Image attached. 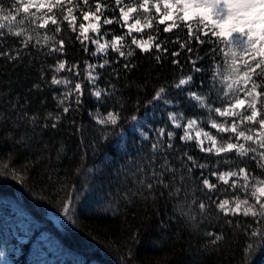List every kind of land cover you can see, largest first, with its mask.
<instances>
[{"label":"snow or ice","instance_id":"snow-or-ice-1","mask_svg":"<svg viewBox=\"0 0 264 264\" xmlns=\"http://www.w3.org/2000/svg\"><path fill=\"white\" fill-rule=\"evenodd\" d=\"M113 25L120 31L105 27ZM69 41L79 43L83 67L80 60L68 59ZM138 54L157 65L170 62L173 75L157 82L150 97L133 102L134 151H125L113 174L114 199L131 202L140 196L155 202L156 193L182 197L176 210L193 228L215 215L221 234L204 233L212 246L224 239L225 226L245 238L242 264H248L264 242V172L256 175L251 167L256 161L264 169V0L0 2V63L13 69L39 65L28 93L50 90L56 111L42 120L30 115L27 95L23 103L9 97L0 110L14 126L31 125L33 136L71 118L79 137V172L89 152L95 155L111 137L127 131L121 126L128 119L123 115L127 104L115 100L120 95L115 81L138 67ZM87 96L95 98L96 108L88 110L86 125L74 114L85 109ZM192 145L201 157L192 154ZM104 163L111 161H101L96 169L100 179L111 171ZM82 194L73 184L61 215L71 220Z\"/></svg>","mask_w":264,"mask_h":264},{"label":"trees","instance_id":"trees-1","mask_svg":"<svg viewBox=\"0 0 264 264\" xmlns=\"http://www.w3.org/2000/svg\"><path fill=\"white\" fill-rule=\"evenodd\" d=\"M1 2L7 5L9 0ZM105 27L120 31L115 25ZM79 49L78 42L73 46L69 41L68 59L80 60L83 67V53ZM135 62L136 69L115 81L120 90L115 100L127 104L123 115L128 119L121 122L122 128L127 129L124 139L113 136L95 155L89 152L83 160L85 167L79 172L76 171L81 167L79 137L74 135L71 118L62 121L56 130L49 128L33 136L31 125L14 126L7 111L0 110V222L18 208L29 214L43 232H49L67 255L97 264H242L245 238L234 235L225 226L224 239L212 246L204 233L221 234L215 215L210 214V223L193 228L188 218L176 210L177 204L183 202L182 197L177 200L165 193L161 198L156 193L155 202L140 196L131 202L114 199L117 181L112 178L113 174L123 165L125 151H134L130 134L135 133L129 127L133 102L137 97H150L157 82L171 80L173 75L170 62L157 65L143 54H138ZM38 70L39 65L34 67L30 63L15 69L0 63V109L5 108L9 97L19 98L23 103L27 95L31 102L30 115L42 120L48 111H56L50 90L28 93L37 81ZM107 81L108 77H103L100 87H105ZM42 98L46 104L40 103ZM86 100L85 109L74 116L77 123L87 125V112L95 110L96 101L91 96ZM116 131L120 132L121 128ZM191 150L194 156L203 155L194 145ZM103 160L111 161L103 164L111 171H106L100 179L96 169L102 166ZM5 164L9 167H4ZM251 167L256 175L264 172L256 161L251 162ZM88 168L93 171H87ZM73 184L83 194L76 201L73 218L69 220L61 215V203ZM138 187L133 186V190ZM193 211L198 213L199 209L194 206ZM133 233H138L135 241L131 239ZM23 252L22 259H25L29 247ZM248 264H264V242L258 243Z\"/></svg>","mask_w":264,"mask_h":264},{"label":"rangeland","instance_id":"rangeland-1","mask_svg":"<svg viewBox=\"0 0 264 264\" xmlns=\"http://www.w3.org/2000/svg\"><path fill=\"white\" fill-rule=\"evenodd\" d=\"M120 138L124 139V135ZM39 226L29 214L14 208L12 216L0 222V264H97L67 255L58 241ZM28 247V256L22 259Z\"/></svg>","mask_w":264,"mask_h":264}]
</instances>
